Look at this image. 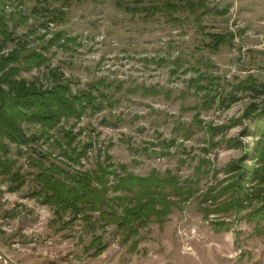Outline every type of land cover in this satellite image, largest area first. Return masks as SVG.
<instances>
[{"label":"rangeland","instance_id":"374dc122","mask_svg":"<svg viewBox=\"0 0 264 264\" xmlns=\"http://www.w3.org/2000/svg\"><path fill=\"white\" fill-rule=\"evenodd\" d=\"M115 1L15 0L4 5L14 38L2 52L24 43L47 56L43 65L16 78L46 86L53 75L62 74L72 89L101 78L123 88L107 89L116 101L112 107L79 120L63 119L49 139L40 137L19 152L10 145L13 169L26 181L11 191V180L0 174V264H264V223L257 232L256 222L248 219L261 202L264 183L240 181L239 176L251 166L248 153L255 142L245 133L250 121L244 112L264 106V86L259 85L264 84V0H205L226 13H206L204 29L185 9L131 14ZM123 1L132 6L164 0ZM41 6L53 10L55 19L35 14L33 9ZM206 32L233 37L211 50ZM208 74L218 81L206 83ZM192 78L206 84V91L197 89ZM250 79L257 86L249 87ZM150 85L160 93L124 90ZM205 92L235 99L227 107L217 102L204 106ZM23 126L28 133L36 128ZM60 126L77 133L74 146L95 142L79 167L93 168L97 149H107L115 165L123 163L143 177H177L179 184L192 186V196L162 223L152 218L139 227L136 251L121 243L115 225L101 226L97 212H89L98 221L95 228L81 215L72 218L67 212L56 218L53 207L29 194L39 170L33 164L38 152L47 150L55 162L63 159L56 144L65 140ZM95 236L105 244L99 255L89 248Z\"/></svg>","mask_w":264,"mask_h":264},{"label":"trees","instance_id":"16d2710c","mask_svg":"<svg viewBox=\"0 0 264 264\" xmlns=\"http://www.w3.org/2000/svg\"><path fill=\"white\" fill-rule=\"evenodd\" d=\"M15 0H0V174L6 175L12 182L11 191L19 189L26 181L25 175L20 170H14L13 158L10 155V145L30 146L37 143L39 138L49 139L54 129L63 119L70 118L79 120L84 114H96L105 107H112L115 99L108 92L111 88L116 92L122 90L120 82L115 84L107 82L106 79H98L88 83L86 87L72 89L70 84L62 80V74L54 76L50 85L43 86L36 81H27L25 78H16L21 71H29L38 68L45 63L47 56L36 50L27 47L24 43L12 47L6 53L2 52L6 43L13 40V32L9 30L4 5L6 2ZM47 2V0H41ZM136 4L144 0H131ZM164 0L160 4H138L129 6V2L123 0L115 1L125 12L136 14L145 12L146 15H153L158 11L185 9L194 14V21L199 28L202 17L208 12L226 13V8L213 10L205 0ZM35 14H40L44 20H54L53 10L47 6L33 9ZM58 14H63L59 11ZM231 33V32H230ZM59 35V34H58ZM57 35V36H58ZM210 41L206 44L211 50H217L225 42H229L233 33L228 35L215 32H206ZM60 36H58L59 38ZM205 75V74H204ZM206 83H213L217 80L215 75H206ZM191 83L197 89L206 91V84L192 78ZM241 82V81H240ZM218 83V82H217ZM254 80L250 79L249 87ZM264 86V84H259ZM126 92L140 91L142 95H156L160 90L155 86H139L125 88ZM169 97V93H165ZM202 105L211 106L217 102L222 107H227L234 101L232 94L226 97L219 94L205 92ZM194 107V106H193ZM245 117L249 118V126L245 133H250L255 142L249 147L248 157L251 159V166L243 168L240 172V181H248L253 184L264 183L262 173L264 162V106L257 110L247 109ZM102 123H109L103 118ZM23 123L27 126H36L34 132L28 133ZM83 127H80L79 133ZM64 142L57 141L58 148L63 159L55 162L50 153L38 152V157L33 158V164L39 167L32 177L34 183L30 196L36 197L43 204L53 207L56 218L61 219L63 214L69 213L72 218H81L88 224L96 227L98 221L92 220L89 212H97V217L102 225H115L116 231L120 234L121 243L126 244L130 251H136L139 242V227L146 226L152 218L162 223L165 217L172 211V208L180 207L181 203L187 201L194 190L191 185L179 184L177 177L153 176L148 177L135 174L126 169L125 164H114L110 159L111 155L105 149L98 148L95 166L93 168H82L81 159L87 156L89 148L94 146V141L78 143L73 142L77 136L71 126H60L59 129ZM35 151V149H34ZM103 152V153H102ZM78 167H77V166ZM69 167V168H67ZM249 167V168H248ZM255 181L253 182V180ZM237 185V182H236ZM240 191L244 198H248L244 186ZM256 190V189H255ZM259 190V188H258ZM259 194L261 202L248 212V219L256 222L257 232L260 225L264 223V187ZM238 192V191H237ZM239 193V192H238ZM89 248L94 249V255H99L105 249V244L99 236H95L89 243Z\"/></svg>","mask_w":264,"mask_h":264}]
</instances>
